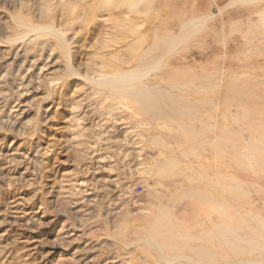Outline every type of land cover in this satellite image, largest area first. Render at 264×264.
<instances>
[{
  "label": "rangeland",
  "instance_id": "rangeland-1",
  "mask_svg": "<svg viewBox=\"0 0 264 264\" xmlns=\"http://www.w3.org/2000/svg\"><path fill=\"white\" fill-rule=\"evenodd\" d=\"M130 2L0 0V264H264V0Z\"/></svg>",
  "mask_w": 264,
  "mask_h": 264
},
{
  "label": "bare ground",
  "instance_id": "bare-ground-1",
  "mask_svg": "<svg viewBox=\"0 0 264 264\" xmlns=\"http://www.w3.org/2000/svg\"><path fill=\"white\" fill-rule=\"evenodd\" d=\"M130 6H136L139 2H142L143 0H130ZM175 41V40H174ZM160 47V46H159ZM158 47V48H159ZM172 49V48H171ZM159 54L155 57H153L151 60H144V61H140L139 63V66H141V68H149L150 65L154 62H156V60L158 61L159 59ZM158 64V63H157ZM161 64V62H160ZM156 65V64H155ZM152 67V66H151ZM157 67V66H155ZM153 68V67H152ZM155 69V68H154ZM158 69V67L156 68ZM151 70V68L148 69V71ZM153 71V70H152ZM155 71V70H154ZM146 72V71H145ZM150 72V71H149ZM143 74V73H142ZM136 76V75H135ZM145 76V75H143ZM147 76V75H146ZM141 77V76H140ZM140 77H139V80H140ZM135 79L137 78H133V75L131 74V72H126V73H123L119 76H116V78H109V80H107V82L109 84H112L113 88L115 89H122V92L125 94V95H131L133 96L134 100L138 101L139 103H141L142 105H145V108H150V110L152 111L151 113L153 114V116H165L164 112H165V109H166V104L165 102L162 100L163 96L161 95L162 94V91H160V89H155V88H150V87H145L144 89H139L138 91H131L130 90V87H131V84L133 83V81L135 82ZM200 83V82H199ZM107 85V84H106ZM197 86L199 85L198 84V81L197 79H192V80H189L186 84H183L181 86H176L177 89H182V90H186L188 89V87L190 86ZM173 86V85H172ZM172 88V87H171ZM189 91V90H188ZM191 93V92H190ZM188 94H186V97H187ZM132 98V97H131ZM171 99V98H170ZM177 99L175 98H172L171 100H169L171 102V105L174 106V104L176 103H179L180 101L176 102ZM119 102V101H118ZM185 104V103H184ZM183 104V106H184ZM146 110V109H145ZM191 127V126H190ZM159 154H163V149L160 150ZM155 161V160H154ZM172 170V169H171ZM222 211V210H221ZM220 211V212H221ZM160 217H162L164 214L160 213ZM229 221V220H228ZM230 222V221H229ZM224 224V223H222ZM225 229V228H224ZM241 241V240H240ZM151 242V241H149ZM148 242V244H149ZM157 243V242H155ZM147 244V243H146ZM157 248H158V252L159 254H162L164 252V249L161 245L159 244H156ZM200 250V249H199ZM199 250H193L194 252V255L195 257L197 258V263L196 264H206L205 263V260H206V257L203 256ZM192 252V253H193ZM166 255V254H165ZM161 257V256H160ZM162 258V257H161ZM163 259L165 260L166 263H169V264H172V263H175V262H178L179 259H185V260H188L191 264H195V262L193 261V259L189 258V257H185L184 255H182L181 253H174V254H171V255H168V257L166 256H163ZM193 261V263H192ZM209 264V263H208ZM212 264V263H210ZM236 264V263H235Z\"/></svg>",
  "mask_w": 264,
  "mask_h": 264
}]
</instances>
